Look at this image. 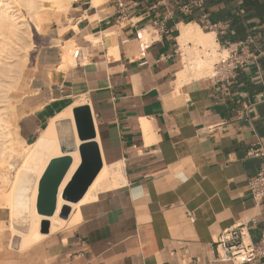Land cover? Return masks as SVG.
Here are the masks:
<instances>
[{"label": "crops", "instance_id": "obj_1", "mask_svg": "<svg viewBox=\"0 0 264 264\" xmlns=\"http://www.w3.org/2000/svg\"><path fill=\"white\" fill-rule=\"evenodd\" d=\"M137 1L122 20L113 0L98 9L75 1L64 44L77 45L78 62L64 63L59 50L48 47L28 73L15 109L23 146L35 144L66 109H88L94 139L75 147L71 121L55 120L64 155L50 160L42 178L50 171L56 181L64 159L72 164L67 154L94 142L102 165L121 163L125 183L82 203L77 223L25 250L19 239L9 245L8 217L12 224L16 211L0 208V264H233L217 258L213 243L239 222L247 224L252 242L261 241L264 199L256 202L247 185L263 165L249 152L264 153V0L205 1L208 19L221 26L206 31L218 48L245 44L254 58L234 79L210 74L180 85L179 26L198 24L200 12L179 15L178 0ZM24 178L18 193L31 182ZM43 189L42 209L53 201L55 208L52 182Z\"/></svg>", "mask_w": 264, "mask_h": 264}, {"label": "bare ground", "instance_id": "obj_2", "mask_svg": "<svg viewBox=\"0 0 264 264\" xmlns=\"http://www.w3.org/2000/svg\"><path fill=\"white\" fill-rule=\"evenodd\" d=\"M75 1L78 0H0V177L5 180L9 177L6 181L10 184L9 189L5 190L6 192L4 191V198L0 199V206H5L12 213L16 211L17 207L18 216L15 218L13 215L12 224L9 225V228L11 229V234L19 239V249L23 250L44 240L49 235H54L62 228L77 223L81 218L79 208H81L80 205L82 203L95 200L98 193L115 189L125 183L121 163L109 165L103 160L102 168L88 189L86 197L78 203H70L64 200L61 196L63 189L81 163L78 150H74L67 154L71 158L72 164L69 165L70 167L67 169L64 179L57 189L55 213L52 216H45L38 212L37 199L40 180L50 160L64 155L59 131L56 132L55 120L69 119L75 135L74 145L78 147L81 144L76 134L72 108L66 109L54 120L51 119L52 122H49V127L45 128L46 130L41 133L38 141L32 146H25V151L18 161L14 162L11 160L15 154V144L12 142L14 137L12 138L8 134L10 127L7 126V123H9L7 122V119H9L7 114L9 115L11 110L15 112V108L10 105L9 92L12 87L15 88L17 86L23 73L26 49L31 35L30 25L34 24L35 28L36 26L39 27L40 23H42L43 15L50 10L54 13L55 11L67 13ZM90 6L93 9H98L101 6V0H90ZM48 15L50 16V14ZM112 35V32L104 34L107 38ZM141 37L144 41H148L147 31L141 32ZM88 39L93 43L96 40H100V38H94L93 36H89ZM177 41L181 47L182 65V69L177 74V83L180 85L189 80V78L199 79L210 75L212 64L217 57L215 47H218L214 33L204 32L196 23L181 24ZM190 42H196L199 51L192 53L187 49ZM60 46H63L61 48L65 51L66 62L68 64H76L80 57V49L73 44L66 46L62 43ZM114 51L115 48L109 50L108 57L110 60L114 58ZM7 127L9 128L7 129ZM15 166L17 169H14L15 172L11 175V169ZM22 176L27 180L31 178V182H27L26 190L18 193L17 184ZM15 196H17L16 200ZM64 206H68L72 210L67 219L61 218L59 215L61 208ZM42 221L49 222L48 234L40 232V223Z\"/></svg>", "mask_w": 264, "mask_h": 264}, {"label": "built area", "instance_id": "obj_3", "mask_svg": "<svg viewBox=\"0 0 264 264\" xmlns=\"http://www.w3.org/2000/svg\"><path fill=\"white\" fill-rule=\"evenodd\" d=\"M206 0H178L176 11L179 15H191L200 12L199 26L205 31H216L221 28L218 23L208 19L205 11ZM118 9V20L130 15L132 10L139 5L137 0H113ZM248 42L251 40L248 38ZM254 57L247 50V45H241L235 50H220L218 61L214 64L213 72L209 79L218 81L231 80L235 78L236 71L244 68ZM262 102L264 103V87ZM250 156L261 157L263 165L258 172L249 179L248 191L256 202L264 199V153L260 149L251 150ZM213 249L217 258L232 262L233 264H254L264 258V233L259 243H254L249 238L248 226L239 222L228 229L221 231L213 243ZM186 257V258H185ZM183 259L188 260L187 256Z\"/></svg>", "mask_w": 264, "mask_h": 264}, {"label": "rangeland", "instance_id": "obj_4", "mask_svg": "<svg viewBox=\"0 0 264 264\" xmlns=\"http://www.w3.org/2000/svg\"><path fill=\"white\" fill-rule=\"evenodd\" d=\"M79 1H77V2H79ZM81 1L90 2V0H81ZM106 1L107 0H101V5H103V3ZM73 4L74 3H72V5H71V9H72ZM71 9H70V11H71ZM70 11L65 13V14L62 12H61L62 13L61 14L58 11H57L58 12L57 13L55 11V13H57V14H55L52 10H50L49 12L45 13L47 17L45 16V14L43 15V20L41 21L42 23H40L39 27L36 26V28H38V29L35 28L34 24L30 25V32H31L30 34L31 35H30V38L28 40V46L26 49L27 52L25 54V66L23 67V73H22L21 79L17 83V86L15 88L12 87V90L9 92V96L11 98V101H10L11 104L10 105L12 107H14L15 109H16V104H17V96L20 94L25 82L27 81L28 73L30 72V70L32 69L34 64H37L39 56L44 50H46L48 47H56L59 50L60 56H61L62 60H64V63H67L65 60V56H64L65 51L63 48H61L63 46H60V45L62 43H65V40H66L65 32H66L67 28L65 27V25H66V23L69 24L68 17H69ZM48 14H50V16ZM44 17H46V18H44ZM68 26H70V25H68ZM203 31L206 32L205 30H203ZM71 41H73V40H71ZM73 43H74V41H73ZM66 46H68V45H66ZM75 46L77 47L76 44H75ZM187 49H189L192 53L199 51L198 44H196V42H190L189 47H187ZM215 49H216L217 57L212 64V72H213L214 64L218 61V57H219V53H218L219 48L215 47ZM212 72H211V74H212ZM190 80H192V78H189V80H186V82H184V83H187ZM13 112L14 111H12V110L9 111L10 116L7 114V118H9V119H7L8 120L7 122H9V123H7V126L10 127V128L7 127V129L9 128L8 134L12 138L14 137L12 142H14V144H15V146H14L15 147V154L12 156L11 160L16 162V160L18 161L21 158V155L24 153L25 146H23L21 143L22 139H21L20 134H19V129H18V125H17V118L15 115V112L14 113ZM17 138H19V140H17ZM14 169L16 170L17 167L16 166L14 168L12 167L11 175L13 172H15ZM22 177H20V179ZM7 179H9V177ZM6 180L3 179L2 177H0V199L4 198V196H5L4 191L5 190L7 191L9 189L10 184H8L9 182ZM6 185H8V186H6ZM17 188H18V184H17ZM0 208L7 209L5 206H0ZM0 210H2V209H0ZM4 211L6 212V214H8V212L6 210H4ZM9 213H10V211H9ZM10 220H11V218L9 219V217H8L7 234L10 238L9 245H10V247L13 248L14 246L17 245L18 238L13 236V234H11V229L9 228Z\"/></svg>", "mask_w": 264, "mask_h": 264}, {"label": "water", "instance_id": "obj_5", "mask_svg": "<svg viewBox=\"0 0 264 264\" xmlns=\"http://www.w3.org/2000/svg\"><path fill=\"white\" fill-rule=\"evenodd\" d=\"M74 122L78 134V138L82 142L91 141L94 139V131L92 128V121L88 112V109L85 108H77L73 110ZM79 154L81 157L82 167L77 174L76 179L68 186V188L63 192L62 198L66 201L76 203L80 198L87 192L89 186L92 184L98 173L102 168V162L100 161V157L98 155V151L94 142H89L81 145L79 148ZM66 164L61 170V174L59 178L55 181L53 180L55 177L49 173L46 177L41 178L39 183V190H38V199H37V210L40 214L45 216H52L55 213L56 206L54 208V201L51 202V205H48L46 209H42L41 206V198H42V191H49L50 187H45L43 189L44 183L49 184L52 182L53 193H56V188L60 183L63 175L66 172V169L70 163V159H64ZM47 173V172H46ZM70 208L68 206H64L61 208L60 217L67 219L70 215ZM40 232L43 234L49 233V222L42 221L40 223Z\"/></svg>", "mask_w": 264, "mask_h": 264}, {"label": "flooded vegetation", "instance_id": "obj_6", "mask_svg": "<svg viewBox=\"0 0 264 264\" xmlns=\"http://www.w3.org/2000/svg\"><path fill=\"white\" fill-rule=\"evenodd\" d=\"M17 197V196H16ZM15 197V198H16ZM17 216H18V209H17V207H16V218H17Z\"/></svg>", "mask_w": 264, "mask_h": 264}]
</instances>
